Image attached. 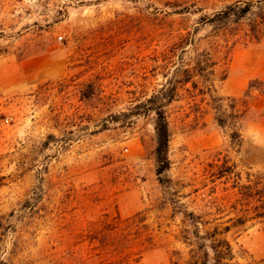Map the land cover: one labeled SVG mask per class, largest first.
Returning a JSON list of instances; mask_svg holds the SVG:
<instances>
[{"label":"rangeland","instance_id":"374dc122","mask_svg":"<svg viewBox=\"0 0 264 264\" xmlns=\"http://www.w3.org/2000/svg\"><path fill=\"white\" fill-rule=\"evenodd\" d=\"M167 86L161 185L147 100ZM248 176H264V0H0V264H184L182 209L226 264H264V223H238Z\"/></svg>","mask_w":264,"mask_h":264},{"label":"trees","instance_id":"16d2710c","mask_svg":"<svg viewBox=\"0 0 264 264\" xmlns=\"http://www.w3.org/2000/svg\"><path fill=\"white\" fill-rule=\"evenodd\" d=\"M247 8L241 10V16L247 13ZM175 96V90L172 87L161 88L157 95L147 100V109L152 112L154 116L153 128L155 137L154 147V162H155V175L159 184L164 185L166 183L165 174L170 168V161L168 158V143H169V129L166 119L165 107L173 101ZM145 104L136 106L140 108ZM139 115V113H137ZM216 122L220 127L225 126V121L221 118H216ZM231 143L240 144V134L238 132H232L230 135ZM227 171V170H225ZM226 172H222V175ZM236 183L232 189L236 190L237 200L235 205L240 206L242 216L238 218V223L243 224L246 221H258L264 223V176H248L245 183L240 184V178H236ZM181 215V224L185 227L193 228V232L188 231L187 228L183 231L185 235H182L179 239L181 243L187 246L188 259L184 260V264H226V261L232 259V252L229 243L226 240H216L217 233L213 231L208 235L212 243L209 247H205L202 244H198L199 241H205L208 239L205 236H200L198 233V225L201 224L200 219L193 212H187L186 209L179 210ZM250 214V216H248ZM140 218L138 215H133L129 218L119 219L116 216L115 220L108 226V232L114 237L115 242L118 243L117 237H131L134 240V236L139 232ZM102 224H105L102 222ZM105 225H103L104 227ZM106 227V226H105ZM102 230V229H101ZM100 230V231H101ZM126 231V232H125ZM101 236L104 233L100 234ZM191 235L192 238H189ZM193 239V240H192ZM130 239V241H132ZM125 241H129L126 239ZM114 249L117 245L112 240ZM210 253L212 258H210ZM213 261V263H211ZM172 264H178L174 261Z\"/></svg>","mask_w":264,"mask_h":264}]
</instances>
